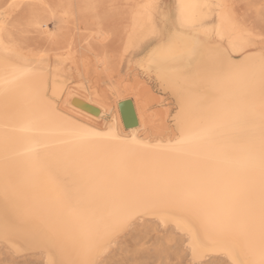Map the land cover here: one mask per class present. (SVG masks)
Here are the masks:
<instances>
[{"label": "snow or ice", "instance_id": "1", "mask_svg": "<svg viewBox=\"0 0 264 264\" xmlns=\"http://www.w3.org/2000/svg\"><path fill=\"white\" fill-rule=\"evenodd\" d=\"M0 7V52L5 73L0 96L4 98L5 116L12 110L10 96L24 93L30 100L26 128L33 133L25 148L29 162L23 169L12 164L8 137L3 141L0 251L22 255L27 247L40 243L58 256L49 264H133L112 258L113 240L129 232L145 215L163 209L189 238L191 258L175 264H209L202 259L209 249L227 257L222 264H264V4L260 7L259 37L251 30L247 15L238 16L235 4L176 5L177 27L192 41L184 51L176 35L157 27L153 14L160 5L121 6L130 10L133 21L146 25L145 42L151 47L146 63L150 67L194 59L203 46L201 31L216 39L217 49L225 45L226 54L229 44L252 53L240 65H229L232 72L243 73L241 98L224 96L222 86L230 77L221 62L189 68L169 84L175 96L174 143L161 150L193 161L183 166L93 147V142L105 140L132 145L139 142L137 134L121 140L123 134L116 123L97 131L68 119L53 107L45 73L28 66L26 37L42 27L41 18L53 8L73 9L77 5ZM87 7L96 10L101 34L105 21L114 28L123 25V19L100 12L114 5ZM13 9L16 11L9 15ZM203 9L212 15L202 14ZM217 21L222 31L217 30ZM193 98L197 100L195 106ZM241 125L238 138L233 132ZM230 158L246 162L245 183L238 198L223 201L215 196L207 173ZM0 264L5 261L0 260ZM8 264L28 262L11 260Z\"/></svg>", "mask_w": 264, "mask_h": 264}, {"label": "bare ground", "instance_id": "2", "mask_svg": "<svg viewBox=\"0 0 264 264\" xmlns=\"http://www.w3.org/2000/svg\"><path fill=\"white\" fill-rule=\"evenodd\" d=\"M217 4L232 3L237 6L241 18L247 15L251 30L259 37L260 7L264 0H0V6L9 4H74L73 9L53 8L43 16L42 27L33 29L26 37L29 53V67H39L45 73V83L49 99L54 108L70 120L85 124L87 127L104 131L106 126L118 124L121 140H130L132 134L139 142L135 145L117 141H96L93 147H99L110 153H128L136 159L159 160L171 166H183L193 163L189 158L177 157L162 151L173 139V120L175 115V96L169 84L185 73L189 68L201 63L221 62L224 72L230 78L223 84L224 96L241 98L245 90L242 72H232L230 64L240 65L245 57L252 55L241 46L225 45L217 49V41L211 34L200 32L202 48L194 59H186L174 66L151 67L146 57L151 47L145 42L147 35L143 21H133L130 10L123 5L156 3L160 8L153 14L160 30L171 31L177 36L180 50L190 48L192 41L188 33L178 29L176 16L180 3ZM91 4L114 5L101 9L102 14L110 18L123 19V25L113 27L105 21L103 34L96 22ZM249 5H254L249 8ZM10 12L9 15H12ZM3 8L0 7V13ZM54 12L55 15L51 13ZM64 13H67L65 15ZM202 14L211 16L212 11L203 9ZM167 20V23L164 20ZM217 30L222 27L217 21ZM256 53L259 47H256ZM2 52H0V83L4 77ZM131 102L137 123L126 126L121 109ZM12 110L7 118L4 111V98L0 96V167L3 164V141H10L13 154L12 164L20 169L28 165L25 148L33 133L26 128L29 98L22 92L9 98ZM191 103L196 105L193 98ZM127 122V123H126ZM243 126L233 132L240 137ZM246 162L243 159H226L218 162L207 173V178L215 189V196L230 201L241 195L245 183ZM179 233V237H177ZM113 259L129 260L135 264H175L177 260L191 258L189 238L176 226L174 220L163 209L147 214L137 221L124 235H118L112 242ZM57 254L47 246L35 243L27 247L22 255L5 254L0 251V260L8 264L11 260H24L28 264H49L57 259ZM202 259L209 264H222L227 259L219 250H207Z\"/></svg>", "mask_w": 264, "mask_h": 264}, {"label": "water", "instance_id": "3", "mask_svg": "<svg viewBox=\"0 0 264 264\" xmlns=\"http://www.w3.org/2000/svg\"><path fill=\"white\" fill-rule=\"evenodd\" d=\"M124 104L128 108L125 111L123 109H121L123 119L124 120H126V118L128 119V123L126 122L127 123L126 126H132V125L137 123V119H136V115H135L134 109L132 107L131 102H129V101H126Z\"/></svg>", "mask_w": 264, "mask_h": 264}, {"label": "rangeland", "instance_id": "4", "mask_svg": "<svg viewBox=\"0 0 264 264\" xmlns=\"http://www.w3.org/2000/svg\"><path fill=\"white\" fill-rule=\"evenodd\" d=\"M168 2H170V1H173V0H167Z\"/></svg>", "mask_w": 264, "mask_h": 264}]
</instances>
